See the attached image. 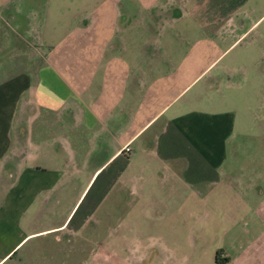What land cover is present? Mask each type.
Returning a JSON list of instances; mask_svg holds the SVG:
<instances>
[{
    "label": "crops",
    "instance_id": "1",
    "mask_svg": "<svg viewBox=\"0 0 264 264\" xmlns=\"http://www.w3.org/2000/svg\"><path fill=\"white\" fill-rule=\"evenodd\" d=\"M156 1L0 0V264H104L119 254L107 241L135 230L134 208L173 226L131 248L133 264H187L182 220H207L211 193L231 185L236 114L183 96L251 32L247 46L264 40V0H181L178 16ZM187 16L202 34L187 40L180 22L172 39ZM240 63L228 58L191 98L227 94L247 77ZM243 246L215 250L214 264H247Z\"/></svg>",
    "mask_w": 264,
    "mask_h": 264
},
{
    "label": "rangeland",
    "instance_id": "2",
    "mask_svg": "<svg viewBox=\"0 0 264 264\" xmlns=\"http://www.w3.org/2000/svg\"><path fill=\"white\" fill-rule=\"evenodd\" d=\"M80 1L74 0L75 5L78 6ZM180 1L157 0L154 9H167L172 11L174 16H178ZM146 2L150 3L151 0H141V4ZM157 10L153 15L154 21L161 23L163 11L158 12ZM180 22L187 26L185 35L187 40L197 39L202 34L196 31L194 18L187 16L186 21L183 18L181 21L178 19L173 21L172 24H175L176 30L171 31L172 39L177 40L181 37L178 35ZM255 34L257 32H251L246 39L237 43L219 63L210 65L208 71L205 70L201 74L198 82H192L187 86L183 96L188 98L189 103H194L197 106L220 109L222 105L233 110L236 114L235 130L228 144L227 166L232 168L229 175L231 182L228 183L231 185L224 182L211 193V207L205 209L210 212V217L207 220H201L199 225L187 217L182 220V223H185L182 228L183 234L180 230L179 233L183 235V240L180 243V249L183 251L179 254L186 256L184 262L187 264H214V254L217 249L227 251L235 257L239 250L238 247L242 245L249 255L247 264H264V40L257 37L255 43L248 44V46L246 41L255 38ZM224 36V32L218 31L215 37L216 41L222 45L221 47L225 45V38L229 39ZM41 49L45 52L48 51L46 47ZM260 55H263L261 63L256 64L254 61ZM228 58L242 60L244 63H240L241 65H246V68L249 66L246 79L242 78L241 74L240 77L236 74L234 75V81L237 82L235 86L228 90H222V93L227 91V94L222 95L221 92L214 90L208 93L203 92L204 98L201 100L199 98L192 99L196 88H201L206 80L210 79L209 74H215L219 66ZM202 65H206V63L203 62ZM185 68L188 76L195 71V67L189 63ZM195 209L196 207L187 208V210L194 211ZM197 210L201 211L202 209ZM139 212L140 209L134 208L130 213L133 215L130 217L137 221L132 224L135 226V230H130L126 224L127 228H124L122 238L118 239L117 237L107 241L110 247L118 249L119 254L107 257L104 264H133L134 256L129 255L131 248L146 247L149 235L154 240L163 236L168 222L162 218L153 222L145 220L143 215H147L148 210ZM172 226V224L167 225L168 228ZM188 235L197 236H192L195 239L194 243H191L192 245L186 240ZM97 242L101 243V248H105L102 244L103 240H97ZM47 244L54 246L55 241L49 240ZM79 258L81 257L76 256L75 260L77 261Z\"/></svg>",
    "mask_w": 264,
    "mask_h": 264
},
{
    "label": "trees",
    "instance_id": "3",
    "mask_svg": "<svg viewBox=\"0 0 264 264\" xmlns=\"http://www.w3.org/2000/svg\"><path fill=\"white\" fill-rule=\"evenodd\" d=\"M216 260H217V262H223L224 260H219V258H218V256H216Z\"/></svg>",
    "mask_w": 264,
    "mask_h": 264
},
{
    "label": "built area",
    "instance_id": "4",
    "mask_svg": "<svg viewBox=\"0 0 264 264\" xmlns=\"http://www.w3.org/2000/svg\"><path fill=\"white\" fill-rule=\"evenodd\" d=\"M124 149H125V150H128V149H129V146L125 145V146H124Z\"/></svg>",
    "mask_w": 264,
    "mask_h": 264
},
{
    "label": "flooded vegetation",
    "instance_id": "5",
    "mask_svg": "<svg viewBox=\"0 0 264 264\" xmlns=\"http://www.w3.org/2000/svg\"><path fill=\"white\" fill-rule=\"evenodd\" d=\"M218 255H219V253H218Z\"/></svg>",
    "mask_w": 264,
    "mask_h": 264
}]
</instances>
